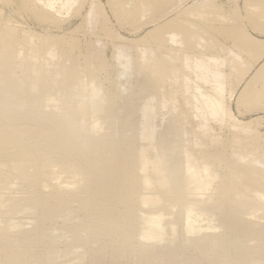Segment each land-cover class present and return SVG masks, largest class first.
<instances>
[{"label": "bare ground", "instance_id": "6f19581e", "mask_svg": "<svg viewBox=\"0 0 264 264\" xmlns=\"http://www.w3.org/2000/svg\"><path fill=\"white\" fill-rule=\"evenodd\" d=\"M16 1L17 16L50 26L86 2ZM185 1L107 2L121 25L152 24L128 40L90 0L82 20L95 39L79 60L73 37L0 16V264H264V135L229 108L233 75L239 85L264 58V40L241 22L260 27L264 0L244 1L245 17ZM193 119L200 134L188 132ZM210 123L232 130L230 141ZM57 230L71 238L61 249Z\"/></svg>", "mask_w": 264, "mask_h": 264}, {"label": "rangeland", "instance_id": "374dc122", "mask_svg": "<svg viewBox=\"0 0 264 264\" xmlns=\"http://www.w3.org/2000/svg\"><path fill=\"white\" fill-rule=\"evenodd\" d=\"M110 0H97V2L100 4L103 13L108 21V24L112 30V32L118 36H120L123 39H128V40H136L139 37H141L148 29L151 28L152 24H147V21H143V24L140 28H137V30H134V28L132 27L133 25L129 24V23H125L123 25H121L122 20L117 18L116 15H114L110 9L109 4L107 5V2H109ZM199 3L200 0H187L185 1L186 4H190L193 2H197ZM204 1V0H203ZM244 1H248V0H211V2L216 3L218 6H222L221 8L224 9V11L226 13H231L234 10L238 11L239 14H242L243 17H245V13H244V5H246L244 3ZM256 2L255 0H252V2ZM184 2V3H185ZM249 2H251V0H249ZM89 3L90 0H86L85 5L83 6V8L80 11V15L76 16L73 15V18L71 17L72 15L68 16L67 18H65V20L59 24V25H55L53 26V24H43V23H37L35 21H33L32 18H29L27 16H17L16 14V10H17V1L13 0L10 5H4L0 3V16H2L3 18H8L11 17L13 19V21L15 22L16 26H19L20 28L22 27L23 29H29L31 31H33L34 33L37 34H54L55 36H67L66 38L70 37V38H74L75 40H77L79 42V49L76 50L73 55L77 57V59H80V54H83V49L85 51V46H87V41L90 42V40H94L95 37L90 35V33H87V27L83 24V17L85 16V13L87 12V9L89 8ZM88 6V7H87ZM238 9V10H237ZM15 11V12H14ZM228 11V12H227ZM82 13V14H81ZM63 18V19H64ZM241 20V18H240ZM243 24V30L246 32L247 35H249L252 39H256V40H264V30L262 29L264 27V21L260 23V27H255L251 25V23H249V21L247 19H243L242 21ZM140 23V22H139ZM209 24L212 22H208ZM217 22H214V24H216ZM18 24V25H17ZM147 24V26H146ZM259 25V24H258ZM253 26V27H252ZM263 26V27H262ZM259 28V29H256ZM72 38V39H73ZM94 38V39H93ZM101 42L104 44L103 49H102V53L104 58L110 62L112 64V61H110V59H112V40L109 38H106L104 36H101ZM91 40V41H92ZM86 42V45L81 44ZM219 42L222 46L225 47H231L233 46L232 44V40L226 38V37H220L219 36ZM83 47V48H81ZM88 47V46H87ZM102 48V45L100 46ZM73 56V57H74ZM79 56V57H78ZM246 60L248 59V57H245ZM74 59L76 60V58L74 57ZM77 60V61H78ZM249 60V59H248ZM264 60V58H262L261 60H259V62L257 61L254 62V64L252 63V68L251 70L248 71V74H246L245 78L242 80V82H240L239 85L236 84V76L234 73H232L233 78L232 80V84H231V88L232 90H234V94L233 97L231 99V101H229V108L233 114V116L238 120V121H242V123H251L252 125V129L256 130L257 133H259L260 135H264V99L261 100L260 106L258 107L259 104H255L253 102V95L255 90L257 89V84H259L258 80H252L255 72L260 68L261 65H263L262 61ZM110 72V71H108ZM228 72V71H226ZM104 76H102L101 81L103 82V86L105 88H109L110 86H112V84H109V81L111 79L109 78H113L111 76H109L108 74H103ZM109 76V80H107V77ZM235 76V77H234ZM232 77V76H231ZM252 80V81H251ZM248 81H251V83L249 82V84L247 83ZM108 82V83H107ZM109 85V86H108ZM237 85V86H236ZM248 85L247 89L244 90V88H246V86ZM259 86V85H258ZM244 90V91H243ZM180 103L181 100H180ZM197 119H193L190 123V126H188V132L191 133L192 130L199 132V129H195V125L196 122L198 123ZM195 124H193V123ZM193 124V125H192ZM219 124H215V123H210L208 128H209V132L210 133H216V135H220V137L222 139H225L226 141H230V138H232V130L230 131V129H228V127L226 126H220ZM222 127V128H221ZM226 127V128H225ZM191 130H190V129ZM212 130V131H210ZM230 131V132H229ZM200 134V133H199ZM202 137V136H201ZM190 138V135H185L182 138V141H185L186 139ZM263 138V137H262ZM187 139V140H188ZM203 139V138H201ZM200 139V140H201ZM8 195H10V197H19V193L18 191H8ZM78 215V214H77ZM74 217L75 214H70V216L63 220L60 219L58 221V226H63L64 225H70L72 223H74ZM22 219V218H20ZM55 236H57V241H58V248L61 249L62 246H65L67 244L70 243V235L68 233L61 232V231H56L54 232ZM174 245V244H172ZM77 253H80L82 251V249L78 248L75 250ZM87 257H85L82 261H80L79 259L77 260H73V262H69L68 264H75V263H80V264H85L87 262ZM103 264H110L109 260H106ZM201 264H207L205 262V260H201Z\"/></svg>", "mask_w": 264, "mask_h": 264}]
</instances>
